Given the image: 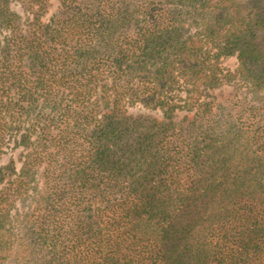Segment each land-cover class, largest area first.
<instances>
[{"label":"trees","instance_id":"trees-1","mask_svg":"<svg viewBox=\"0 0 264 264\" xmlns=\"http://www.w3.org/2000/svg\"><path fill=\"white\" fill-rule=\"evenodd\" d=\"M19 1L31 11L24 33L19 12L0 0V26L10 32L0 102L13 90L0 108L19 117L37 99L51 105L37 133L52 182L46 210L68 225L74 255L93 264H264V157L255 171H231L242 165L238 146L210 134L218 129L207 114L211 101L196 98V111L180 119L174 110H191L186 102L161 103L180 82L200 91L223 84L213 69L229 54L238 59L236 77L264 89V0H177L173 12L153 1L130 9L129 0H59L48 23L40 18L49 0ZM185 5L210 14L188 34ZM72 65L79 70L66 71ZM105 74L109 82L97 84ZM125 101L168 108L160 118L130 115Z\"/></svg>","mask_w":264,"mask_h":264},{"label":"rangeland","instance_id":"rangeland-1","mask_svg":"<svg viewBox=\"0 0 264 264\" xmlns=\"http://www.w3.org/2000/svg\"><path fill=\"white\" fill-rule=\"evenodd\" d=\"M143 1H153L157 7H163L172 12L182 6L177 0H129L128 8L140 6ZM8 5L12 10L19 12L21 16L19 30L24 33L28 29L31 11L23 10L19 0H9ZM59 7V0H49L47 10L40 20L48 23ZM180 10L183 11L181 17L184 20L186 34L193 32L199 21L206 22L210 19V14L200 10V7L195 10L185 5ZM131 23L134 25L133 22ZM124 29H128L130 33L135 31L134 26L126 25ZM9 37V30L0 26V71L1 68H6L4 64L7 66V63L1 62V58ZM210 42L207 43L208 48L216 52V46ZM10 46V48L14 47L12 43ZM238 64L235 55L219 56L213 72L215 76H221L222 81L219 82L223 84L210 83L205 90L203 89L204 91H200L201 84L197 86L192 82L186 84L180 82L165 89L161 103L163 105L170 102L176 104L186 102L191 110L187 107H177L174 110L175 119H180L185 113L190 115V112L196 111V98H199L198 102L211 101L212 104L209 105L211 112L207 114L210 118L212 116L213 119H217L218 123L215 126L218 129L210 134L213 133L214 136L218 133L223 134L225 138L221 135L217 137L225 143L233 139L238 146L235 150L236 162H242V165L231 167L230 170L255 171L258 167L257 160L264 157V134L262 133L264 130H261L264 125V89H253L248 82L236 77L239 73L236 71ZM23 65L21 68L23 70L26 68L28 71V63L25 62ZM77 70L79 69L74 65L66 68V71H74L73 73ZM205 72L208 74L210 69ZM104 77V80H98L97 84H107L109 78L106 74ZM8 91L3 93L4 97L0 102L3 106H7L9 101L8 96L5 95L10 97L13 95L12 89ZM91 92L88 94L94 100L96 92L94 89ZM97 94L101 95L99 92ZM69 98L70 96H67L65 102L69 103ZM41 101V98L37 99L36 107L19 117L13 112H5V108H0V123H7L5 129L0 131V264H93L89 261V257L81 258L74 255L76 248L72 245L71 235L67 233L68 225L60 223L59 215L55 216L51 213L47 215L46 209L52 205L50 201L52 182H48L49 177L45 174L46 151H39L38 146H41V143L37 133L45 117L48 113H53V109L50 104L45 105L44 108L41 107L43 105ZM71 105L75 106L74 103ZM166 108L168 107L164 106L161 109L158 106H146L139 101H125L122 105V109L127 114H150L156 118L162 117V111ZM105 110L106 108L99 106L95 115L100 117ZM206 110L209 109L206 108ZM202 111L204 113L203 109ZM11 114L12 118H10ZM59 119L55 115V119L52 120L50 132L53 134L58 131L57 127L61 124ZM257 128L258 131L254 133L253 131ZM22 134L28 135V139L24 141L25 145L17 141ZM35 150L38 151L35 152ZM208 153L214 158L218 152L209 149ZM244 158L247 159L246 163L243 162ZM56 168L58 167L55 166L53 170ZM192 172L193 170L190 171ZM88 237L89 235L84 238ZM81 249L89 254L84 247Z\"/></svg>","mask_w":264,"mask_h":264}]
</instances>
